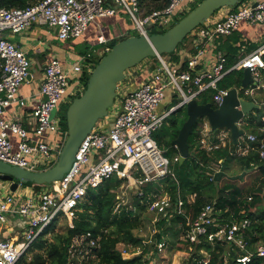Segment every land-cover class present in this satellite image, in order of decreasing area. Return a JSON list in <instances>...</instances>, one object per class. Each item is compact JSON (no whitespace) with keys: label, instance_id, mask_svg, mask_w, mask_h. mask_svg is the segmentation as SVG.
I'll return each instance as SVG.
<instances>
[{"label":"built area","instance_id":"2783aa9c","mask_svg":"<svg viewBox=\"0 0 264 264\" xmlns=\"http://www.w3.org/2000/svg\"><path fill=\"white\" fill-rule=\"evenodd\" d=\"M196 1L168 0L163 10L150 14H146L141 0H39L24 9H0V160L30 171L51 168L57 162L68 137V132H61L60 117H52V113L58 110L68 95L71 76L75 75V79L83 70L91 74L96 67L91 55L80 57L71 70L64 69L58 59L51 60L45 68L40 90L44 99L33 108V128L30 132L19 121H7L4 118L10 106L28 104L29 98L19 101L18 92L31 77V60L21 47L8 38L7 33L21 34L34 25H42L55 29L59 40L73 41L83 37L90 25L99 18L116 16L122 9L133 21L135 33L148 36L152 27L169 29L182 6ZM242 24L264 25V0H246L235 7H225L202 27L207 28L208 40L216 44L219 38L231 36ZM98 43L104 45L108 42L104 36H100ZM110 50L108 46L105 47L98 57H103ZM203 53L199 52L187 66L185 64V67L183 65L180 68L173 66L170 59L165 61L159 57L161 65L151 79L135 89L119 91L117 98L118 101L121 98L122 103L118 104L116 99L109 115L82 142L71 170L61 181L40 186L41 189L36 185L20 184L12 192L11 183L0 178V264H18L28 256L32 244L40 236L62 223L73 228L79 204L88 192L112 177L126 180L127 184L134 183L141 196L142 186L175 177L172 161L159 147L154 138L155 132L162 128L173 111L186 107L194 99L200 101L206 93L212 92L214 104L219 107L230 89H220L218 85L230 72L250 69L257 83L248 88L238 87L239 98L249 100L264 90V84H261L264 41L260 48L242 54L231 68H228L224 52L217 53L213 66L198 68L199 57ZM77 84H82V88L71 92L72 98L85 90L82 82L77 81ZM167 94L171 100L170 108L161 110ZM201 129V146L208 152L226 148L232 141L229 130L214 133L207 120ZM260 132V135L246 134L232 154L246 155L256 149L261 159H264V128ZM12 135L19 140L17 143L12 141ZM50 136H62V145L55 146ZM139 173L143 175L140 179L135 177ZM194 199L195 195L189 197L188 202ZM122 200L119 194L117 209L124 205ZM220 212L215 203H210L203 207L196 219L187 217L188 227L181 234L179 242L189 243L190 251L201 245L204 238L210 244L228 242L246 251V255L238 258L240 264H249L255 256L264 262V241L257 243L255 253L248 251L246 231L251 226V220L224 221ZM148 213L154 219L151 222V237L144 245H155L156 248L148 251L145 260H150V263L145 264H157V257L170 244L168 237L156 239L160 232L158 223L163 219L171 224L175 216H185V201L179 197L173 203L167 194L156 195ZM10 217H18L25 222L24 232L16 240L4 235ZM100 246L101 238L95 237L91 231L76 235L69 243L66 264H99ZM120 251L124 259L138 256L130 253L125 246ZM200 253L204 257L199 264H208V252L201 250Z\"/></svg>","mask_w":264,"mask_h":264},{"label":"trees","instance_id":"16d2710c","mask_svg":"<svg viewBox=\"0 0 264 264\" xmlns=\"http://www.w3.org/2000/svg\"><path fill=\"white\" fill-rule=\"evenodd\" d=\"M38 1L0 0V9H24ZM201 1L198 0L192 4L189 11L177 15L173 25L195 9ZM141 4L146 14H150L154 11L163 10L168 4V0H141ZM167 30L152 27L150 34L164 33ZM135 35L137 34L134 32L130 36L111 41L110 48ZM244 46H248V52L256 48L255 45L245 42L237 30L231 36L220 38L216 51L226 54L228 68H231L238 61L239 51ZM87 52L88 50H85V52L81 53ZM166 56L171 57L173 61H179L177 52L170 55H163V57ZM90 75L89 72L83 70L77 78L72 80V83L76 84L79 81L86 87ZM262 76L264 78V71L262 72ZM243 77V70L232 71L218 86L220 89L241 87ZM83 93L81 92L76 97H73L72 100H69L60 109L59 117L62 133L68 132L67 110L71 102ZM200 102L202 104L212 103L217 108L212 99V92L201 96ZM187 119L188 115L185 109L175 111L168 116L162 128L154 134V138L159 147L172 161L171 168L175 177H168L162 181L152 182L142 186L140 192L143 195H139V191L137 194H134L132 208L127 205H122L118 209V196L121 188L126 186L127 181L118 179L117 177L106 180L98 188L90 190L79 204V210L74 220L73 228L68 227L66 223L52 228L50 232L40 236L32 244L29 250V254H32L31 258L27 259V256H25L18 264H66L67 249L72 238L88 231L93 232L95 237L101 238V246L98 250L100 258L99 264L150 263V260H145V254L150 250L153 251L156 246L144 245L146 242L144 241L145 239L136 235V232L143 229L147 222L150 223L154 219L148 213V208L150 203L155 199V196L165 194L172 198L173 203H176L179 197H181L185 201L186 215L175 216L171 224L160 219L158 223L160 232L156 236V239L161 240L165 236L168 237L172 245H177L181 234L188 227L187 217L194 220L199 216L203 207L207 204L215 203L218 210L221 211V218L224 221L251 220V226L246 231V239L248 242V251L255 253L257 243L264 241V159H261L256 149L246 155H233L232 153L237 149V146H234L232 141L226 148H220L211 152L203 149L200 140L202 137L201 128L205 119H200L194 125L193 132L188 140L190 152L193 156L183 164H180L178 159L179 151L172 146V142L179 136V131ZM244 127L249 128L250 133L260 135V129L264 128L263 110H255L245 120ZM222 163L226 165V170H230L233 164L236 163L242 171H246V169L257 170L259 175L247 189L237 184V180L239 179L232 180L229 178L230 175H226L221 180L216 181L215 175L222 168ZM135 177L140 179L143 175L139 173ZM226 177L228 178V182L224 184L223 181ZM24 185L31 186L33 184L28 183ZM36 186L38 189H41L40 185ZM193 195H195V199L188 202L189 197ZM59 227L63 231H57ZM121 245L134 249L143 247V253L131 259H124L119 248ZM183 245L188 248L190 246L186 242ZM201 250L208 252L210 255V262L208 264H240L238 258L246 255V251L240 250L231 243L216 242L210 244L204 238L201 245L194 247V250L192 248L191 253L193 255L190 257V262L187 261L185 264H199L204 257L200 253ZM249 264H264V262L261 258L255 256Z\"/></svg>","mask_w":264,"mask_h":264},{"label":"water","instance_id":"95a60500","mask_svg":"<svg viewBox=\"0 0 264 264\" xmlns=\"http://www.w3.org/2000/svg\"><path fill=\"white\" fill-rule=\"evenodd\" d=\"M246 0H202L201 3L175 25L164 33L148 36H131L116 44L98 62L90 75L84 93L75 98L67 110L68 137L62 147L57 162L43 171H30L12 166L0 160V178L11 183V190L15 192L20 184L48 185L61 181L71 170L82 142L93 132L96 125L105 119L114 107L118 97L119 85L126 80L127 73L148 59L174 54L186 39L198 28L215 16L225 7H235ZM241 87L256 86L250 69H244ZM185 109L187 121L179 131V136L172 142L180 154L179 162L183 164L193 156L188 143L193 127L200 119L209 122L212 131L229 130L234 146H238L240 139L246 135L242 123L261 105L256 102L239 98L238 88L229 90L223 103L215 108L212 103L202 104L194 99ZM173 111V112H175ZM58 110L52 113V117ZM172 112V113H173ZM226 165L216 173L215 180L219 181L226 173ZM241 175L230 176L232 180L242 179Z\"/></svg>","mask_w":264,"mask_h":264},{"label":"crops","instance_id":"0c3cea01","mask_svg":"<svg viewBox=\"0 0 264 264\" xmlns=\"http://www.w3.org/2000/svg\"><path fill=\"white\" fill-rule=\"evenodd\" d=\"M191 6L192 3H185L178 14L181 15L184 12L189 11ZM128 19L131 18L122 9L118 11L116 16L99 18L97 22L95 21L96 23H92L90 25L89 29L85 33H89L90 29L94 30L96 37H93L92 41H89V34L87 36H85L84 34L83 37L77 40L61 41L59 40L55 29L42 25H34L21 34L12 35L10 33H7L8 38L15 42L19 47H21L27 53L29 59L31 60V77H29L28 80L21 86L18 92L19 101H24L29 98L28 104L25 106H20L18 104L10 106L7 109L4 118L7 121H19L25 129L31 132L33 128L31 116L33 108L44 99L40 95V90L42 82L44 80L45 68L48 63L56 58L62 63L64 69L71 70L73 66L78 63L80 57L91 55L92 61H95V64L97 65L98 62L102 59V57L100 58L98 57V55L105 47L108 46L110 48L111 41L125 36H130L135 32L134 27L131 26L130 29L127 28L128 26L126 23ZM119 25L122 26L121 30L117 29ZM238 32L242 35V38L245 40V42L255 45L256 48L252 51L262 46L264 41V25L242 24ZM206 34V27L205 29L204 27H201L195 30V32H193V34L186 39L185 43L181 47L180 52L177 53V55L179 56V61H173V59L170 57L169 62L173 64V66L178 68L185 64L187 66L188 62L192 58L198 56V53L203 51L204 53L199 57L200 65L198 66V68H209L213 66L217 59L218 52L216 51V47L219 45L220 38L217 40L216 44H214V42H210L208 40ZM100 36H104L108 43L100 45L98 43V38ZM80 43H85L86 45L90 44L92 50L88 47V54H82L81 52H85V50L81 49L82 46ZM242 50L244 51V53L242 52ZM250 52H248V46L242 47L239 51L238 61L241 59L242 54ZM167 57L168 56H166V58ZM146 61L136 68L131 69L127 73L124 90L135 89L143 82L151 79L153 74L161 65V62L160 60H158V58H153L152 62L147 61L146 63ZM129 74H131L130 77ZM74 77L75 75L71 76L68 95L66 96L64 102L61 103L58 107V112L56 114L58 116L63 105L68 103L69 100L73 99L71 97V92L79 91L82 88V84L72 83ZM120 87L121 85H119V89ZM260 94L261 92H259L258 95H256L254 98H250L249 100L256 102L262 107ZM117 102L118 104H121L122 99ZM170 103L171 100L169 102V105ZM169 108L170 107H168V109ZM244 122L242 124V127L244 125ZM11 138L14 143H17V141H19L14 135H12ZM50 139L51 141L55 142V146H61L63 143L62 136H55L54 138L50 136ZM24 229L25 222L21 218L10 217L8 224L5 226L4 235L8 238L10 237L16 240L17 238L22 236Z\"/></svg>","mask_w":264,"mask_h":264},{"label":"rangeland","instance_id":"374dc122","mask_svg":"<svg viewBox=\"0 0 264 264\" xmlns=\"http://www.w3.org/2000/svg\"><path fill=\"white\" fill-rule=\"evenodd\" d=\"M192 4H194V3H192ZM190 9H191V7H190ZM96 22H97V20H96ZM96 22H94V23H96ZM126 24L128 26L127 27L128 29H130L131 26L134 27V23L131 19H128ZM117 29L121 30L122 26L119 25L117 27ZM88 34H89V41H92L93 37H96L94 30L90 29L89 33L85 34V36H87ZM80 44L82 46L81 49L87 50V48L89 47V49L91 48V50H92V47H90V44H87V45L85 43H83V44L80 43ZM163 59L165 61H169V57H167V58L163 57ZM147 61L152 62L153 59H149ZM147 61H146V63H147ZM130 76H131V74H129V77ZM125 82H126V80L121 83V87L119 90L120 92H122L124 90ZM261 84H264L263 76H261ZM260 96H261V104L263 107V108L261 107V109L263 110V113H264V90L261 92ZM120 99L121 98H119V100ZM117 101H118V98H117ZM169 102H170V98H169V94H167V100L161 104V110L168 109ZM244 125H245V122H244ZM244 125H243V128L245 129L246 133H250V129L244 127ZM240 141L242 142V139H240ZM225 171H226L228 176L229 175L230 176L241 175L245 172V171H242L240 166L237 165L236 163L233 164V166L230 170H225ZM258 175H259V173L257 170L248 171L245 173V175H243L242 179L237 180V184L240 187L247 189L248 187L251 186V184L253 183V181L255 180V178ZM227 182H228V178L226 177L224 179L223 183L225 184ZM137 193H138V188L136 187V185H134V183L126 184V186L124 188H121V191H120L121 197H123L122 204L127 205V206H132L133 200H134V194H137ZM150 225H151V221H150V223L147 222L146 226L143 229L138 230L136 232V235L144 238L145 239L144 241H148L151 237V226ZM57 231L60 232V231H63V229H60V227H59ZM119 248L124 249V246L121 245V246H119ZM126 249L130 253H135V255H138V256L142 255V253H143V247L142 248L140 247L138 250L137 249L135 250L134 248H129V247H127ZM31 256H32L31 253L28 254L27 259H30ZM190 257H192V253L190 251V248H188L187 246L178 242L177 245H175V246L170 243L169 246L165 249V251L163 253H161L157 257L156 260H157V264H185L187 261L190 262ZM145 258H147V253L145 254Z\"/></svg>","mask_w":264,"mask_h":264},{"label":"clouds","instance_id":"9594fccd","mask_svg":"<svg viewBox=\"0 0 264 264\" xmlns=\"http://www.w3.org/2000/svg\"><path fill=\"white\" fill-rule=\"evenodd\" d=\"M111 49H112V48H111ZM106 54H107V53H106ZM106 54H105V55H106ZM105 55H104V56H105ZM96 66H97V65H96ZM246 134H247V133H246Z\"/></svg>","mask_w":264,"mask_h":264}]
</instances>
